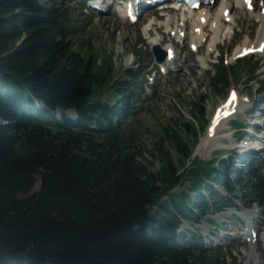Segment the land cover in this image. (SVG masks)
<instances>
[{
    "label": "trees",
    "instance_id": "trees-1",
    "mask_svg": "<svg viewBox=\"0 0 264 264\" xmlns=\"http://www.w3.org/2000/svg\"><path fill=\"white\" fill-rule=\"evenodd\" d=\"M72 18L53 0H0V264H227L218 247H204L195 233L181 236L179 226L230 206L215 186L264 204L254 157L188 166L198 133L181 117L160 131L178 165L167 151L152 172L126 130L137 71L110 85L112 57L101 66L96 51L77 48ZM246 63L251 73L259 68L253 58ZM213 78L228 83L229 71L218 66ZM107 88L116 103L94 100ZM188 100L192 116L205 121V97ZM37 176L40 190L21 198ZM186 182L188 191L173 193Z\"/></svg>",
    "mask_w": 264,
    "mask_h": 264
},
{
    "label": "rangeland",
    "instance_id": "rangeland-1",
    "mask_svg": "<svg viewBox=\"0 0 264 264\" xmlns=\"http://www.w3.org/2000/svg\"><path fill=\"white\" fill-rule=\"evenodd\" d=\"M86 1L53 0V2L69 9L73 17L72 23L79 28L71 38L77 48L96 51L101 66L109 61L108 56L112 57L111 69L113 72L111 73L114 75V80L110 85L116 79L129 75L128 70L135 72L140 69L137 74L140 83L139 89L136 91L137 108L126 126L127 133L132 134L133 141L130 147L137 151V160L147 164L152 172H156L161 165V160L167 158V151H170L173 152L175 164L178 165V155L173 150L171 139L160 132L162 125H172L175 119L181 117L185 120L193 119L188 97L204 96L203 105L207 122L203 128L200 122L204 121L198 114L192 121L196 126L198 137L191 156L185 160L187 165L191 166L196 159L205 162H210L214 158L229 161L236 154L254 157V166H257L264 186V150L256 148L262 143L264 144V54L254 57L259 66L256 73H251L250 65L246 63L247 59L240 61L241 66L238 67L237 74L231 70L235 65L236 43H243L249 33L254 34L258 29L257 12H247L243 7L233 11L232 15L237 18V23L223 24L220 31L211 36L210 43L205 44L196 53L191 50L190 43L195 36L200 35L202 36L200 40L203 42L204 34L198 32L194 34V20L198 19L195 12H186L185 10L159 12L157 8H154L141 15L136 23L130 24L121 17L123 16L121 13L123 6L117 1L108 0L110 5H114L112 13L107 15H100L85 9L82 4L86 5ZM221 2L222 0H217L216 5ZM261 4L262 2H259L258 8L261 7ZM161 13H165L164 16L161 17ZM215 13H217L216 9L211 12L212 16ZM185 16L188 18V35L180 37L178 31L183 27ZM168 19L172 20L170 22L173 25V32H175L173 35L178 52L175 64L166 66L167 73H163L152 54L147 29L151 28V23H155L156 25L152 28V31L155 32V28L162 23V32L153 34L154 39L160 42V39L163 38V31L171 32V28H167L166 24ZM215 22L216 18L210 20L206 32L214 28ZM233 35L234 39L231 41ZM215 43H217V49L214 46ZM221 57L226 61L221 62ZM104 66L106 67V65ZM218 66H223L229 71L228 83L217 84L214 81V72ZM105 69L103 67V71ZM232 87L240 91L241 104L244 105L242 107L247 108L249 105L245 104L246 100L253 97V101L250 103V112L245 116L246 119L242 121L243 125L236 135H233L232 132V129L235 128L234 124L226 121L220 130L212 136L209 129L210 120L213 118L216 108L223 105L228 91ZM108 89L100 95L94 96V100L114 102L118 96L115 97L112 94L113 90L108 91ZM238 160L239 158H237ZM36 178V182H39L40 176ZM189 187L190 182L182 183L179 190L188 191ZM39 188H33L28 194H20V197L30 196L38 192ZM218 190L226 200L231 201L233 206L215 214L210 213L200 222L185 221L181 224L179 233L185 236L188 231L187 237H190L192 233L200 235L205 246L220 249L225 255L227 264H264V205L255 203L249 208L245 206L240 197L227 195L223 187H218ZM240 207L241 210L238 209ZM245 213L257 215L255 228L260 231L258 244L243 242L240 237L244 231L241 224L245 219L243 217ZM214 222L222 225V229L216 228Z\"/></svg>",
    "mask_w": 264,
    "mask_h": 264
},
{
    "label": "bare ground",
    "instance_id": "bare-ground-1",
    "mask_svg": "<svg viewBox=\"0 0 264 264\" xmlns=\"http://www.w3.org/2000/svg\"><path fill=\"white\" fill-rule=\"evenodd\" d=\"M261 1H264V0H255V2H254V4H255L254 10L257 12V17L259 18V20H258V29L256 30V32L254 34L253 33H249L247 39H245L243 43L239 44L237 53L242 52L245 48H249V47L258 48L260 46V44L262 43V41H264V14L261 12L262 9L264 8V5H262L260 8H258L259 2H261ZM141 2H144V1L141 0ZM214 3H215L214 6L211 5V4H210L211 6L209 5V7H208L209 9L208 10L200 9V11H197L196 13L198 15V19L194 20V27H197V28L199 27L200 29H204L205 26H206V22L200 21V18L202 16H204L206 18V20H208V21L210 19H215L216 18L217 24L214 26V28L210 29V31H211L210 34L211 35H214L215 33H218L219 30H220V27L222 26V24H224L225 20L223 18V13L226 10H230L231 13L229 15L232 17L234 23L236 24L237 23V18H234V16L232 15V12L240 10L241 7L244 6L243 0H222V2L219 3L218 5H216L217 3L215 1L213 2V4ZM215 9H216L217 13H215L213 18H212L211 12L213 10H215ZM185 18H187V17L185 16ZM170 20L171 19H168L167 22H166V24L168 25L167 28H171L172 27V23L170 22ZM184 23H185V29H187V25H186L187 22L184 21ZM162 26L163 25H160L159 27L155 28V31L158 34H159V31L162 32V30H163ZM171 30H173V29H171ZM181 30H183V29H181ZM154 33H152L151 39H150V42H151L152 46H154L156 44H161L162 41H165L166 45H165V47L163 46V48H166V49L168 47L172 48V45H174V41L172 39V36H170L169 33L163 31V35H162L163 38L160 39V42L156 41L154 39V35H153ZM251 37H252V39H251ZM191 43L192 44L195 43V44L198 45V41L197 40H193ZM175 59H176V57H175ZM256 148L257 149L259 148L260 150H264V144L262 143L261 146H259V147L257 146ZM256 148H253V149H256ZM39 187H40V184H39V182H37L36 185L34 186V188L38 189ZM250 214L251 215L247 216V219H252L253 223H255L257 215L254 214V213H250ZM253 214H254V217H253ZM252 230H254V227H249L248 233H244L245 237L243 238V241H248V240L249 241H255L256 240V239H254L252 237ZM258 243H259V240L257 238L256 244H258Z\"/></svg>",
    "mask_w": 264,
    "mask_h": 264
},
{
    "label": "water",
    "instance_id": "water-1",
    "mask_svg": "<svg viewBox=\"0 0 264 264\" xmlns=\"http://www.w3.org/2000/svg\"><path fill=\"white\" fill-rule=\"evenodd\" d=\"M158 59H159V58H158ZM162 59H163V58H161V59H159V60H162ZM39 184H40V182H39ZM35 185H36V184H35ZM35 185H34V186H35ZM33 188H34V187H33Z\"/></svg>",
    "mask_w": 264,
    "mask_h": 264
},
{
    "label": "snow or ice",
    "instance_id": "snow-or-ice-1",
    "mask_svg": "<svg viewBox=\"0 0 264 264\" xmlns=\"http://www.w3.org/2000/svg\"><path fill=\"white\" fill-rule=\"evenodd\" d=\"M246 2H247V0H246Z\"/></svg>",
    "mask_w": 264,
    "mask_h": 264
}]
</instances>
